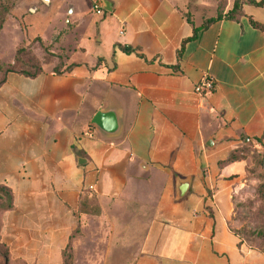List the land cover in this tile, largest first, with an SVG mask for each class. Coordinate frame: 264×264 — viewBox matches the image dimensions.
Returning <instances> with one entry per match:
<instances>
[{
	"label": "crops",
	"instance_id": "crops-1",
	"mask_svg": "<svg viewBox=\"0 0 264 264\" xmlns=\"http://www.w3.org/2000/svg\"><path fill=\"white\" fill-rule=\"evenodd\" d=\"M41 2L24 17L27 40L40 36L28 35L38 27L30 19L58 4ZM233 2L59 3L58 57L0 84V187L11 196L0 208V244L9 264H62L65 251L74 264L85 260L79 251H102L85 264H264V248L229 227L228 176L238 166L227 161L239 145L264 140V4L245 2L226 17ZM205 74L214 87L200 97L193 88ZM101 109L120 113L116 136L90 126Z\"/></svg>",
	"mask_w": 264,
	"mask_h": 264
},
{
	"label": "rangeland",
	"instance_id": "rangeland-1",
	"mask_svg": "<svg viewBox=\"0 0 264 264\" xmlns=\"http://www.w3.org/2000/svg\"><path fill=\"white\" fill-rule=\"evenodd\" d=\"M75 5L85 7L87 0H70ZM44 6L42 12L32 17L38 23L37 28L28 31V35L38 31L40 36L32 40L26 39L28 23L24 17L34 12L29 7L43 6L41 0H0V80L7 70L34 73L42 64L48 63L52 56L58 57L54 42L58 40L59 28L62 26L64 0H56ZM56 28L55 33H50ZM49 36V37H48ZM54 38L53 40H51ZM264 140L241 144L235 148L228 158V163L236 164L228 179L235 180L232 190L231 216L229 227L244 237L247 242L264 247V198L257 193V188L264 184ZM88 252L91 256H102V251H79V257L87 262ZM1 254H5L0 249ZM64 263L74 264L73 251L64 256ZM81 262V263H82ZM9 264V262L7 263ZM24 264V263H16Z\"/></svg>",
	"mask_w": 264,
	"mask_h": 264
},
{
	"label": "trees",
	"instance_id": "trees-1",
	"mask_svg": "<svg viewBox=\"0 0 264 264\" xmlns=\"http://www.w3.org/2000/svg\"><path fill=\"white\" fill-rule=\"evenodd\" d=\"M245 2H248V3H252L254 5H263L264 4V0H260V1H255V0H234L233 2V6H232V9L230 11H228L226 13V17H230V18H233L235 17L236 15L239 14L240 12V7L243 3ZM220 7V5H218V8ZM221 16V12L218 10L217 14L215 17L213 18H209L207 19L206 21H204V23L201 25L200 28H203L205 27L207 24H209L210 22L218 19L219 17ZM189 20V19H188ZM254 26L258 27V28H261L260 25H258L257 23H252ZM122 50L123 51H129L128 48L126 47H122ZM68 68V67H67ZM56 71H58L57 69H55ZM41 71V68L38 69L36 72L34 73H27V72H22V71H17V70H7L4 74V76L1 78L0 80V84L4 81L5 79V76L8 72H18V73H21V74H25L27 76H34L36 75L37 73H39ZM259 141V140H258ZM257 141V142H258ZM264 146V145H263ZM263 167H264V163H263ZM83 194H88L89 192L88 191H82ZM257 193L258 195L261 197V198H264V184L260 185L258 188H257ZM89 202V208L87 210L88 213H92V212H96L97 210V207H96V204L94 203L93 200H88ZM11 207V196H10V192L8 191V189L4 188V187H0V208L2 209H8ZM259 246V245H258ZM261 247V246H259ZM261 248H264V247H261ZM0 249L2 251L5 252V254H1L0 253V264H7L8 263V254H7V251L6 249L4 248V246L2 244H0ZM68 252V251H65L64 252V256H65V253ZM64 263V262H63Z\"/></svg>",
	"mask_w": 264,
	"mask_h": 264
},
{
	"label": "water",
	"instance_id": "water-1",
	"mask_svg": "<svg viewBox=\"0 0 264 264\" xmlns=\"http://www.w3.org/2000/svg\"><path fill=\"white\" fill-rule=\"evenodd\" d=\"M102 8L106 9L104 6V0ZM120 113L119 112H110L106 110L97 111L90 121V126L95 128L100 134L106 137L116 136L121 129L120 125ZM188 179H183L177 182V196L181 197L182 194L186 191L189 185Z\"/></svg>",
	"mask_w": 264,
	"mask_h": 264
},
{
	"label": "built area",
	"instance_id": "built-area-1",
	"mask_svg": "<svg viewBox=\"0 0 264 264\" xmlns=\"http://www.w3.org/2000/svg\"><path fill=\"white\" fill-rule=\"evenodd\" d=\"M92 10L95 14H102V9L97 1L92 4ZM120 33H122L120 31ZM214 87V79L212 76L205 74L201 79L194 85L193 91L196 95L200 97H205L208 95Z\"/></svg>",
	"mask_w": 264,
	"mask_h": 264
}]
</instances>
